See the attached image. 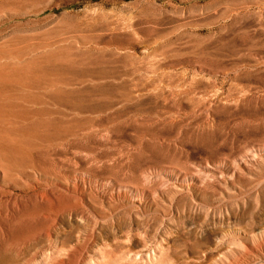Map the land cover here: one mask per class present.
Listing matches in <instances>:
<instances>
[{"label": "rangeland", "instance_id": "rangeland-1", "mask_svg": "<svg viewBox=\"0 0 264 264\" xmlns=\"http://www.w3.org/2000/svg\"><path fill=\"white\" fill-rule=\"evenodd\" d=\"M10 128L15 143L1 136ZM0 130V163L32 174L28 194L84 181L102 208L104 195H148L137 225L123 212L124 227L94 228L109 243L255 222L263 203H248L264 190V159L230 188L191 184L194 205L180 189L183 175L190 182L205 164L228 175L264 147V0H0ZM17 181L0 179V209L10 193L25 195ZM42 223L12 232L27 237ZM57 230L91 240L79 217ZM23 245L4 264L21 262Z\"/></svg>", "mask_w": 264, "mask_h": 264}, {"label": "bare ground", "instance_id": "bare-ground-1", "mask_svg": "<svg viewBox=\"0 0 264 264\" xmlns=\"http://www.w3.org/2000/svg\"><path fill=\"white\" fill-rule=\"evenodd\" d=\"M14 116L16 118L20 117L19 115ZM19 119L21 120V118ZM26 125L24 126L26 127ZM28 127L29 125L26 128ZM11 128L10 131L8 129L4 131L5 133L1 136H6L7 139L10 138L9 141L14 140L15 143V135L17 133L15 129L17 127H13L15 131ZM26 128L23 129L25 130ZM19 130V133L27 134V132L21 131L22 129ZM22 139L24 140V138ZM5 157L7 158V156ZM263 159L264 147L254 146L243 152L230 165L228 175L222 173V171L218 175L216 171L205 164L204 168L197 169L198 171L194 175H188L190 182H187L186 175H183L185 183L180 192L185 191L184 197L189 204L194 205L196 204L195 201H192V197L188 195L196 189L191 190V184H210L215 182L218 185L228 187L227 184L232 183L231 179L233 176L238 178L245 173L253 175L255 167L260 165ZM5 160L3 159L2 163H0V179L11 185H16V183H19L17 180H19L22 185L19 186L20 191L24 192L25 195L14 196L10 193L4 199L5 204L1 206L0 264H4V257L7 253L13 252L16 257L19 254H23L24 243H27L28 247L30 246L31 248L26 252L21 262L17 261L16 264H33L36 260L45 264H264L263 216L255 222L239 225L231 229L206 227L195 229L185 234H168L158 238H151L148 240V245H144L136 236H132L130 244L123 240L109 243L102 238L99 232H94V228H105L112 231L117 226L124 227V224L119 222L123 212L133 214L135 219L132 225H137V215L141 213L139 210L143 209L141 198H148V195H145L143 190L136 189L132 200L127 202H122L123 200L119 198V195H116L117 201H110L104 195L105 200L100 198V203L104 202V208L93 203L95 194L91 192L89 185L87 186L84 181H74L71 186L67 185L66 182H59L56 186L46 184L42 185L43 188L40 191L28 194L29 190H35L37 185L32 183V174L22 169H15V172H11L12 168L8 166V160L3 163ZM256 193L248 203L250 208L256 207L259 201H262V206H264V190ZM153 196L149 197V199L154 200ZM0 203H2L1 193ZM27 204L30 205L31 210L29 208L27 210V207H29L26 206ZM157 209L153 207L150 210L155 214ZM241 209L243 213L242 205ZM71 216L84 219L90 224L92 227L90 232L91 240L73 232L66 234L57 230L58 221L68 220ZM256 216L258 217V215ZM40 220L43 223L39 227L33 225L27 237L22 238L21 235L16 236L12 232L21 225L24 226L26 223H35ZM187 238L192 240L190 244L186 242Z\"/></svg>", "mask_w": 264, "mask_h": 264}]
</instances>
